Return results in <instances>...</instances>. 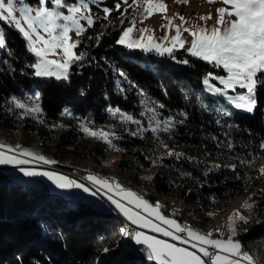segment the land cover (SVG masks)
Segmentation results:
<instances>
[{
    "label": "trees",
    "instance_id": "1",
    "mask_svg": "<svg viewBox=\"0 0 264 264\" xmlns=\"http://www.w3.org/2000/svg\"><path fill=\"white\" fill-rule=\"evenodd\" d=\"M26 1L37 5V0ZM77 1L67 0V3ZM117 3L121 4L119 11L115 10ZM90 7L96 15V23L88 28L76 49L77 53H87V63L83 67L73 65L67 81L34 76L33 69L28 67L34 57L27 51L26 40L0 21L8 45L6 51H0V130L21 131L51 142L56 151L46 157L55 160L57 163L53 165L65 169L64 172L80 178L98 170L77 166L75 159L102 164L119 154L122 157L115 167L127 173L131 180L119 182L153 203L158 202L157 196L147 193L140 187L141 183L158 195L181 199L201 211L239 196L254 194L264 198L259 194L264 190V177L259 170L253 172L245 167L264 157V151L259 148L264 141V88L257 90L258 103L253 113L236 109L226 99L204 90L205 74L226 75L221 69L191 57L183 49L176 51L174 57L160 56L116 43L123 28L129 26V19L139 13L140 8H129L122 15V0H96ZM105 7L113 9L107 19L104 18ZM97 36L101 37L99 46ZM186 59L189 63H182ZM117 70L126 73L127 80L120 77ZM212 83L220 86L218 81ZM139 89L144 90L148 99L165 105L159 109L162 119L171 116L180 121L184 119L180 113H187L184 123L176 125L174 134L160 133L159 139L150 131L142 138L131 136L129 129L134 130L135 125L126 127L112 118L109 109L120 108L144 120L147 127V118L139 115L143 110L141 101L145 99ZM35 93L40 94L38 102L30 100ZM12 96L38 103L43 110L40 118L20 119L16 115L18 110L8 111L5 101ZM66 110L72 115H66ZM216 120L231 127H221ZM82 123L93 129L117 128L114 132L122 139L114 142L124 151H114L103 142L90 139L81 130ZM213 136L219 138V146ZM161 140L171 149L182 145L179 153L193 159L168 157ZM229 140L234 144L231 150L225 146ZM253 156L251 163L241 162ZM152 159H156L155 165ZM214 160H235L236 171ZM259 184L262 188H257ZM162 210L182 220L181 215L166 206ZM246 218L250 222L238 226L237 238L244 250L264 262V200L260 208L249 211ZM122 225L123 220L116 212L92 208L46 185L25 182L8 168L0 169V264H96L104 249L117 247ZM133 243L136 245L134 240ZM146 262L156 264L151 260Z\"/></svg>",
    "mask_w": 264,
    "mask_h": 264
},
{
    "label": "snow or ice",
    "instance_id": "2",
    "mask_svg": "<svg viewBox=\"0 0 264 264\" xmlns=\"http://www.w3.org/2000/svg\"><path fill=\"white\" fill-rule=\"evenodd\" d=\"M95 2L96 0H79L78 3L69 4L67 0H37V6L33 7L26 0H0V21L18 31L26 40L27 51L34 57V61L28 65L33 69L34 76L54 77L57 80L67 81L70 79L73 65L83 67L87 63V53L75 51L82 41L73 40L71 33L74 32L77 37H82L88 28L94 26L96 21L91 15L92 10L89 5ZM176 2L187 4L189 0H176ZM207 2L222 4L216 9V18L210 28L207 26V21L213 18L211 13L198 17L205 21L204 26H200L192 24L179 13L173 16L167 15V5L164 0H132V3H129V0H122L124 5L122 15L133 7L140 8L141 11L129 19V26L123 28L116 43L128 48H138L144 52H154L160 56L174 57L176 51L183 49L191 57L207 62L213 68L221 69L226 73V75H216L212 72L205 74L202 83L207 93L226 99L236 109L253 113L258 103L257 90L264 88V0H207ZM120 8L121 4L117 3L115 10L119 11ZM61 9H67V14ZM103 11L104 18L107 19L113 9L105 7ZM155 13H164L165 23L162 29L165 35L159 38L155 37L152 29L136 27L138 23H143ZM176 18L181 21L178 25L174 23ZM123 23L122 20L121 24ZM184 33H188L191 40L185 39ZM100 38V36L95 38L97 46H99ZM7 48L6 31L0 27V51H6ZM182 63L188 64L189 61L186 59ZM117 74L127 80V74L123 71L117 70ZM212 81H218L220 86ZM139 92L145 97L141 101L143 110L139 115L147 118V127L144 126V120L120 108L109 109L112 118L126 127L135 125L134 130L129 129L131 136L142 138L145 132L150 131L159 139L160 133L174 134L176 125L184 123L187 113H180L184 118L180 121H176L171 116L162 119L159 109H163L165 105L148 99L143 89H139ZM39 98L40 94L35 93L30 100L38 102ZM5 102L8 105V111L18 110L16 115L20 119L24 117L39 119L43 111L38 103H30L16 96H12ZM65 114L72 115L67 110ZM215 123L221 127H231L226 123L222 124L220 120H216ZM60 127L63 128L64 125ZM80 128L84 134L103 142L110 149L124 151L114 142V140L122 139L115 132L103 128L93 129L86 123H82ZM224 135L228 137L227 132ZM212 139L217 141L219 146V138L213 136ZM160 144L167 150L168 157L177 160L193 159L169 148L162 140ZM225 146L231 150L234 144L229 140ZM259 148L264 151V141H261ZM9 152L14 154L10 155ZM159 159L162 160L163 157ZM254 159L255 156L241 162L251 163ZM34 162L57 163L42 154L22 148L20 145L0 143V165L20 166L19 171L25 177H46L60 189L76 188L91 193L93 196L97 195L96 191L67 176L53 171L24 167ZM156 163V159H152V164ZM210 167L219 168L221 166L211 165ZM231 170L236 171L235 165L231 166ZM259 171L260 176L264 177V167ZM87 179L98 190L105 191L108 201L132 225L162 233L164 237H170L171 240L190 245L191 249H194L180 247L176 243L150 236L143 231H130L125 228L123 235L133 239L137 245L144 246L147 259L155 261L156 264H264L244 250L241 241L237 238L238 226L250 222L238 210L229 217L226 225L227 237H224L222 230L217 229L219 237L213 238L212 232L204 234L190 226H182L175 219L166 217L162 212L163 206L159 202L149 203L140 194L126 189L118 181L92 174L88 175ZM144 179L151 180L152 177H144ZM109 193H114V195ZM259 194L264 195V190H261ZM255 207L251 202L244 204V208L249 211H254ZM104 251L107 252L108 249Z\"/></svg>",
    "mask_w": 264,
    "mask_h": 264
},
{
    "label": "rangeland",
    "instance_id": "3",
    "mask_svg": "<svg viewBox=\"0 0 264 264\" xmlns=\"http://www.w3.org/2000/svg\"><path fill=\"white\" fill-rule=\"evenodd\" d=\"M26 2H28V1H26ZM78 2H79V0L76 3H78ZM28 3H30V2H28ZM164 3L167 5V15L173 16L176 13H179V14L183 15L186 18V20L190 21L192 24H195V25L204 26L205 21L200 20L198 17L211 13L213 18L207 21V26L209 28L212 27V25L215 21L216 9L220 6H222V4L219 2L208 3L207 0H189V2L187 4H185L183 2L177 3L176 0H164ZM30 4L33 7L37 6L36 4H32V3H30ZM52 6L54 7V5H52ZM61 10L65 11V13L67 14V9H61ZM91 15L93 16V19L96 20V15L93 13V11H91ZM82 23H86V22L82 21ZM164 23H165L164 13H155L152 17L144 20L143 23H138L136 27L137 28L152 29V30H154L155 37L159 38V37L165 35V31L162 29V25ZM174 23L178 25L181 23V21L179 20V18H176ZM0 27H1V25H0ZM71 35H72L73 40H77V39L82 38V37H77L74 32L71 33ZM184 38L187 40H191V37L188 35V33H184ZM122 46H124V45H122ZM186 47H187V45H186ZM132 49H138V48H132ZM146 53H148V52H146ZM54 58H59V57H54ZM71 72H72V69H71ZM45 78H54V77H45ZM111 127L109 128L108 131L114 132L115 130L116 131L118 130L115 127H113V128H111ZM90 139H93V138L90 137ZM0 143H4L7 145H10L11 143L14 145H20L21 147L23 146L29 150L40 152L44 156H47L48 153L56 151L54 145L51 142H47L45 140L38 139L36 137L27 136L25 133H23L21 131L10 133V132H4V131L0 130ZM182 149H183V146L178 145L174 150L177 152H181ZM5 151H7V150L5 149ZM9 154L11 155L14 153L9 152ZM121 157L122 156L119 154L112 155L111 157L104 160V162L102 164L97 163L93 160H88V159H75L74 162L77 163L75 165L81 166L82 168H84L86 170H91V171L98 170V171H95L96 173L92 174V175H96L98 172V175H96V176L101 177V178H107L109 180H115L118 182L119 181L129 182V181H131V180H129L130 176L127 173L119 171L115 167L116 162ZM21 158H24V157H21ZM214 161L217 162L218 164H225L228 166L237 165V162L235 160H230L228 162H224V161H220V160H214ZM0 167L8 168L12 174H15L17 178H20L21 180H23L25 182L33 183L36 186L46 185L52 191L60 193L68 199L76 198V199L86 203L87 205H90L92 208H96L99 210H108L110 212H116L117 215L119 214L124 219H126V217H124L123 214L120 213V211L118 209H116L115 206L112 205L110 201H108L107 195L105 194V191L98 190V188L95 185H93L87 179L88 175H90V174L86 175V177H84V178H80V177H74L73 178L72 176L69 175V173L63 172V171H66L65 169H63L59 166L53 165V164H44L42 162L41 163H35L34 162L31 165H25L24 166V167L36 168L37 170H42V171H53V172H56L58 174L67 176L68 178L75 180L78 183H83L86 187L91 188L93 191H96L97 195H95V196L91 195V193L84 192L82 189H76V188L60 189L53 182L48 180L46 177H42V176L25 177L19 171L20 166L0 165ZM245 167H247L249 170H251L253 172L260 170L262 167H264V157H261V158L254 160L250 165L245 166ZM61 170H63V171H61ZM140 187H142L147 193H150V192L154 193L157 196L158 202L161 205L166 206L169 211H171L173 213L176 212L179 215H181L182 220H180L179 218L167 215L162 210L163 214L166 217L171 218V219H175L182 226H190L191 228L196 229V230H198L204 234L212 232L213 238L219 237V233L216 231L217 229L222 230L224 232V237L225 238L227 237L228 229H227L226 225L228 223L229 217L232 216L237 210L243 216L247 217L249 210L244 208L245 202H251L256 207L260 208V204L264 200L263 197H258V195L256 196L254 194H250V195H246V196H239V197H237L231 201L220 202V203L212 205L208 208H204L201 211L195 206H191V205L186 204L181 199H177V198H173V197H164L162 195H158L155 192L151 191V189H149L148 187H146L142 183L140 184ZM125 188L137 192L136 190H134L132 188H128V187H125ZM257 188H262V185L259 184L257 186ZM109 194L114 195V193H109ZM142 197L145 200L149 201V203L155 204L152 201H150L149 199L145 198L144 196H142ZM75 211H76V209H75ZM209 213H212V215H209ZM121 220H123V219L121 218ZM134 227H135V231H143L150 236H156L159 239L168 240L170 243H176L180 247H189L190 250H194V249H191L190 245H183L178 241L171 240L170 237H164L162 235V233L152 232L151 229H142V228H139V226H137V225H134ZM125 228H127V227H126L125 223H123V225L119 229V238L117 239V247L105 252L103 254L104 257L106 259L113 260V262L110 264H147L146 261L148 259H146V260L137 259V262H135V263H132L134 261H130V262L128 260L116 261V259H113V256H114L113 252L115 251V249L124 248L125 245H127V244L129 245V243H130L129 242L130 237H126L123 235V230ZM121 240H123V242H121ZM131 245L134 246L133 239H131ZM142 247L143 248H141V249L144 251V253L146 254L145 257L147 258V253L144 250V246H142ZM100 257L98 256V258L96 260V264H100Z\"/></svg>",
    "mask_w": 264,
    "mask_h": 264
},
{
    "label": "bare ground",
    "instance_id": "4",
    "mask_svg": "<svg viewBox=\"0 0 264 264\" xmlns=\"http://www.w3.org/2000/svg\"><path fill=\"white\" fill-rule=\"evenodd\" d=\"M1 168H3V167H0V169ZM61 171H63V170H61ZM73 175H75V174H73ZM75 177H79V176L75 175ZM123 223H125L126 227L130 231H133V229L135 231L134 225H132L129 221L123 220ZM121 242H123V240H121ZM129 242H130L129 245L128 244L125 245L124 248L115 249V251L113 252L114 253L113 259H116V261H118V260L119 261L128 260L129 262L130 261H134L132 263L137 262V259L146 260L147 258L145 257L146 254L144 253V251L141 248H139V247H137L135 245L132 246L131 245V238L129 239ZM103 254L104 253L101 254L102 256L100 255L101 257L99 256L100 257V264H110V263L113 262V260L106 259Z\"/></svg>",
    "mask_w": 264,
    "mask_h": 264
},
{
    "label": "water",
    "instance_id": "5",
    "mask_svg": "<svg viewBox=\"0 0 264 264\" xmlns=\"http://www.w3.org/2000/svg\"><path fill=\"white\" fill-rule=\"evenodd\" d=\"M69 175L72 176V177H75V175H73V173H71V172L69 173ZM120 217H121L123 220H126V219H124L122 216H120Z\"/></svg>",
    "mask_w": 264,
    "mask_h": 264
},
{
    "label": "built area",
    "instance_id": "6",
    "mask_svg": "<svg viewBox=\"0 0 264 264\" xmlns=\"http://www.w3.org/2000/svg\"><path fill=\"white\" fill-rule=\"evenodd\" d=\"M133 231H134V229H133Z\"/></svg>",
    "mask_w": 264,
    "mask_h": 264
}]
</instances>
